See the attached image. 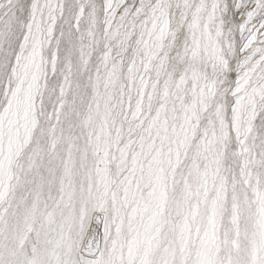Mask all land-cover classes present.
Instances as JSON below:
<instances>
[{
    "label": "snow or ice",
    "instance_id": "obj_1",
    "mask_svg": "<svg viewBox=\"0 0 264 264\" xmlns=\"http://www.w3.org/2000/svg\"><path fill=\"white\" fill-rule=\"evenodd\" d=\"M0 264H264V0H0Z\"/></svg>",
    "mask_w": 264,
    "mask_h": 264
}]
</instances>
